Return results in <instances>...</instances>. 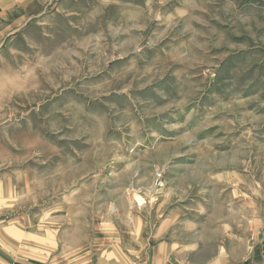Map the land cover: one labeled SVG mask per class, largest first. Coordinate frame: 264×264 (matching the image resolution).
I'll return each instance as SVG.
<instances>
[{
	"label": "rangeland",
	"instance_id": "1",
	"mask_svg": "<svg viewBox=\"0 0 264 264\" xmlns=\"http://www.w3.org/2000/svg\"><path fill=\"white\" fill-rule=\"evenodd\" d=\"M36 2L0 49V264H264V0Z\"/></svg>",
	"mask_w": 264,
	"mask_h": 264
},
{
	"label": "crops",
	"instance_id": "2",
	"mask_svg": "<svg viewBox=\"0 0 264 264\" xmlns=\"http://www.w3.org/2000/svg\"><path fill=\"white\" fill-rule=\"evenodd\" d=\"M38 16L36 0H0V49Z\"/></svg>",
	"mask_w": 264,
	"mask_h": 264
},
{
	"label": "bare ground",
	"instance_id": "3",
	"mask_svg": "<svg viewBox=\"0 0 264 264\" xmlns=\"http://www.w3.org/2000/svg\"><path fill=\"white\" fill-rule=\"evenodd\" d=\"M135 199L138 201V202H141V199L139 197H135Z\"/></svg>",
	"mask_w": 264,
	"mask_h": 264
}]
</instances>
